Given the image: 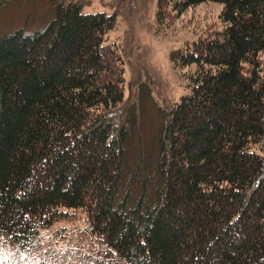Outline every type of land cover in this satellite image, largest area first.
I'll return each instance as SVG.
<instances>
[{
	"label": "trees",
	"instance_id": "1",
	"mask_svg": "<svg viewBox=\"0 0 264 264\" xmlns=\"http://www.w3.org/2000/svg\"><path fill=\"white\" fill-rule=\"evenodd\" d=\"M207 2L221 27L170 54L188 92L162 111L151 204L118 202L117 13L52 0L44 30L0 38V264L75 211L79 264H264V0H158L159 28Z\"/></svg>",
	"mask_w": 264,
	"mask_h": 264
},
{
	"label": "rangeland",
	"instance_id": "2",
	"mask_svg": "<svg viewBox=\"0 0 264 264\" xmlns=\"http://www.w3.org/2000/svg\"><path fill=\"white\" fill-rule=\"evenodd\" d=\"M76 2L84 12L117 13L118 24L108 36L116 44L125 67V100L113 113L115 127H124L125 156L118 202L135 206L141 199L153 203L158 188L155 175L163 126L162 111L185 95L186 71L173 68L170 54L191 45L221 27L223 6L207 2L157 22L158 0H60ZM55 17L52 0H0V38L22 29L26 34L44 30ZM86 216L71 212L68 220L42 233L35 250L12 257V264H79L87 245L81 239ZM19 260V261H16Z\"/></svg>",
	"mask_w": 264,
	"mask_h": 264
},
{
	"label": "snow or ice",
	"instance_id": "3",
	"mask_svg": "<svg viewBox=\"0 0 264 264\" xmlns=\"http://www.w3.org/2000/svg\"><path fill=\"white\" fill-rule=\"evenodd\" d=\"M6 259V258H5Z\"/></svg>",
	"mask_w": 264,
	"mask_h": 264
}]
</instances>
